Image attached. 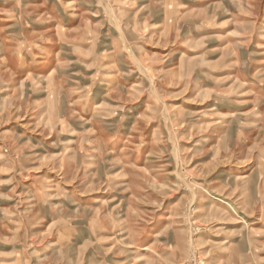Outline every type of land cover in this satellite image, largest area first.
<instances>
[{"label": "rangeland", "instance_id": "1", "mask_svg": "<svg viewBox=\"0 0 264 264\" xmlns=\"http://www.w3.org/2000/svg\"><path fill=\"white\" fill-rule=\"evenodd\" d=\"M0 264H264V0H0Z\"/></svg>", "mask_w": 264, "mask_h": 264}]
</instances>
